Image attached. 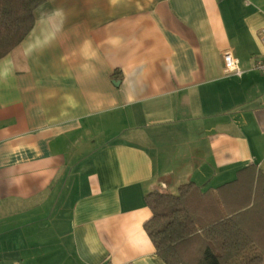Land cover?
<instances>
[{
	"label": "crops",
	"instance_id": "obj_1",
	"mask_svg": "<svg viewBox=\"0 0 264 264\" xmlns=\"http://www.w3.org/2000/svg\"><path fill=\"white\" fill-rule=\"evenodd\" d=\"M35 18L0 60V264H165L147 194L264 181V0H45ZM250 208L260 252L264 190Z\"/></svg>",
	"mask_w": 264,
	"mask_h": 264
},
{
	"label": "trees",
	"instance_id": "obj_2",
	"mask_svg": "<svg viewBox=\"0 0 264 264\" xmlns=\"http://www.w3.org/2000/svg\"><path fill=\"white\" fill-rule=\"evenodd\" d=\"M44 2L0 0V60L29 35ZM263 190L264 181L251 166L215 191L203 193L190 182L176 194L150 192L152 216L144 228L156 255L165 264H264V249L258 252L253 229L241 220Z\"/></svg>",
	"mask_w": 264,
	"mask_h": 264
},
{
	"label": "built area",
	"instance_id": "obj_3",
	"mask_svg": "<svg viewBox=\"0 0 264 264\" xmlns=\"http://www.w3.org/2000/svg\"><path fill=\"white\" fill-rule=\"evenodd\" d=\"M225 73L228 75L241 76L243 71L240 66V61L231 51H226L223 55ZM255 68L264 74V61L256 63ZM133 264V263H128Z\"/></svg>",
	"mask_w": 264,
	"mask_h": 264
}]
</instances>
